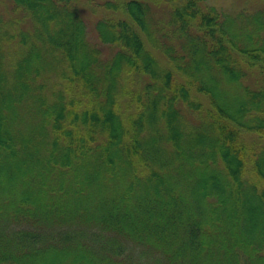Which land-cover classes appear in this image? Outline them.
<instances>
[{
  "label": "trees",
  "instance_id": "16d2710c",
  "mask_svg": "<svg viewBox=\"0 0 264 264\" xmlns=\"http://www.w3.org/2000/svg\"><path fill=\"white\" fill-rule=\"evenodd\" d=\"M90 1L0 13V264H264V6Z\"/></svg>",
  "mask_w": 264,
  "mask_h": 264
},
{
  "label": "rangeland",
  "instance_id": "374dc122",
  "mask_svg": "<svg viewBox=\"0 0 264 264\" xmlns=\"http://www.w3.org/2000/svg\"><path fill=\"white\" fill-rule=\"evenodd\" d=\"M6 1L7 0H0V13L5 12L7 8H9V4H7ZM76 1L79 9L84 11L85 15L88 18H90L94 11L93 10L94 7L92 6L93 4L91 3V1L90 0H76ZM182 1L183 0H173V3L179 5L180 3H182ZM206 4L212 6L219 13L220 23L224 24L227 23L228 18L232 17L231 15H233V18H236L238 17V15H240L244 19H249L253 15L255 9L264 6V0H207ZM98 17L99 14L97 13V15L93 19H97ZM94 42H96V45L100 46L102 53L106 54L107 47L98 44L97 39Z\"/></svg>",
  "mask_w": 264,
  "mask_h": 264
}]
</instances>
